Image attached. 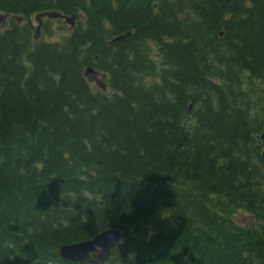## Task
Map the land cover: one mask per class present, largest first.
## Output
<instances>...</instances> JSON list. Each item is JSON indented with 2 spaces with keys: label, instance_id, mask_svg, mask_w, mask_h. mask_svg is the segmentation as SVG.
<instances>
[{
  "label": "trees",
  "instance_id": "trees-1",
  "mask_svg": "<svg viewBox=\"0 0 264 264\" xmlns=\"http://www.w3.org/2000/svg\"><path fill=\"white\" fill-rule=\"evenodd\" d=\"M0 12V264H81L57 248L109 227L123 241L106 264H264V0ZM42 12L73 27L16 21Z\"/></svg>",
  "mask_w": 264,
  "mask_h": 264
},
{
  "label": "water",
  "instance_id": "water-1",
  "mask_svg": "<svg viewBox=\"0 0 264 264\" xmlns=\"http://www.w3.org/2000/svg\"><path fill=\"white\" fill-rule=\"evenodd\" d=\"M45 15L48 17L62 16L57 12H48ZM5 18V15L0 14V22H3ZM73 19V16L68 18V22ZM84 75L88 77V75H94V72L91 68H87ZM260 141L264 148V131L260 135ZM262 157L264 158V149L262 151ZM122 236L123 234L120 230L110 227L97 233L90 239L60 245L57 249V256L60 259L72 262L103 264L109 258L111 250L122 239ZM91 253L95 255V258L90 256Z\"/></svg>",
  "mask_w": 264,
  "mask_h": 264
},
{
  "label": "rangeland",
  "instance_id": "rangeland-1",
  "mask_svg": "<svg viewBox=\"0 0 264 264\" xmlns=\"http://www.w3.org/2000/svg\"><path fill=\"white\" fill-rule=\"evenodd\" d=\"M31 23L34 27V29L37 27V21L38 18H35V16L31 17ZM59 22H53L51 24L52 30L53 31V37L52 39L55 40H59L63 35L67 34L70 31V28L72 27L68 22H65L62 19H59ZM6 26V24L4 25ZM59 28H63L62 30H59ZM51 39V38H47V37H43V39ZM96 77V76H95ZM103 79V78H102ZM102 79L100 76L97 77V79L93 78V81L99 82V83H103ZM104 80V79H103ZM93 84H95L94 82H92ZM234 220L239 223V224H248L251 221V216L249 214H247L245 211L243 210H238L234 213Z\"/></svg>",
  "mask_w": 264,
  "mask_h": 264
},
{
  "label": "bare ground",
  "instance_id": "bare-ground-1",
  "mask_svg": "<svg viewBox=\"0 0 264 264\" xmlns=\"http://www.w3.org/2000/svg\"><path fill=\"white\" fill-rule=\"evenodd\" d=\"M61 14V13H60ZM62 15V14H61ZM121 35H123L122 37H124L125 35H126V33L125 34H121ZM233 216H234V214H233ZM232 216V217H233ZM233 219H234V217H233ZM235 221V220H234ZM236 222V221H235ZM237 223V222H236ZM237 224H239V223H237ZM85 240V239H84Z\"/></svg>",
  "mask_w": 264,
  "mask_h": 264
}]
</instances>
